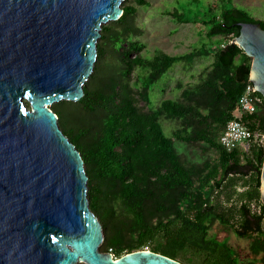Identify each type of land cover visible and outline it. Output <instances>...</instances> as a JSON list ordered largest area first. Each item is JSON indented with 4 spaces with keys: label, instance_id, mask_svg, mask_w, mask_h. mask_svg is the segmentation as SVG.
Listing matches in <instances>:
<instances>
[{
    "label": "trees",
    "instance_id": "obj_1",
    "mask_svg": "<svg viewBox=\"0 0 264 264\" xmlns=\"http://www.w3.org/2000/svg\"><path fill=\"white\" fill-rule=\"evenodd\" d=\"M133 1L123 0L119 18L102 24L84 95L51 105L84 159L90 208L104 232L100 249L119 257L149 246L184 264H250L225 238L210 232L217 221L249 238L250 252L264 264V145L251 139L247 148L228 150L219 142L245 86L252 83V57L232 40L240 22L264 28V18L233 0L217 6L181 1V7L166 12L178 22L200 24L208 42L184 53L149 56L133 38L143 33L137 5L148 2ZM209 55L211 64L196 81L179 84L178 97L164 98L149 110L140 105L141 100L152 103L153 85L176 62L189 64ZM256 93L257 110L241 118L252 131L264 133V96ZM162 119L176 122L171 134ZM176 141L197 145L201 158L180 151Z\"/></svg>",
    "mask_w": 264,
    "mask_h": 264
},
{
    "label": "water",
    "instance_id": "obj_2",
    "mask_svg": "<svg viewBox=\"0 0 264 264\" xmlns=\"http://www.w3.org/2000/svg\"><path fill=\"white\" fill-rule=\"evenodd\" d=\"M122 2L0 0V264H183L145 248L100 249L84 159L50 108L84 95L102 24ZM239 24L232 41L252 57L250 80L264 96V28ZM260 191L264 201V160Z\"/></svg>",
    "mask_w": 264,
    "mask_h": 264
},
{
    "label": "rangeland",
    "instance_id": "obj_3",
    "mask_svg": "<svg viewBox=\"0 0 264 264\" xmlns=\"http://www.w3.org/2000/svg\"><path fill=\"white\" fill-rule=\"evenodd\" d=\"M181 1L185 2V0H147V4L137 5L136 18L138 24L143 27V33L133 38L138 39L144 44L143 54L152 56L158 51L179 54L190 51L194 45L205 41L208 42L200 24L193 21L189 23L178 22L166 12L168 9L172 10L175 5L179 6ZM198 1L199 4L203 3L206 5L207 3H211L214 6L220 5L222 2V0ZM129 2L135 4L133 0H129ZM233 2L237 6L247 9L254 17L264 18V0H233ZM212 60L213 56L209 55L207 57L196 58L189 64L181 61L176 62L153 85V89L151 90L152 103H146L145 100H141L140 105L149 110L158 105L164 98L178 97L181 91L179 84H182V87H184L186 84L196 81L199 74L211 64ZM161 122L165 132L168 134H171L176 127V122L173 120L162 119ZM176 144L180 151L190 155L191 158H201L202 154L197 145H187L180 141H176ZM208 154L210 155L212 152ZM211 226L210 232L220 239L225 238L229 244L239 251L242 258L248 260L250 264H261L249 250V238L239 237L232 230L224 228L217 221ZM145 249H150V247L146 246Z\"/></svg>",
    "mask_w": 264,
    "mask_h": 264
},
{
    "label": "built area",
    "instance_id": "obj_4",
    "mask_svg": "<svg viewBox=\"0 0 264 264\" xmlns=\"http://www.w3.org/2000/svg\"><path fill=\"white\" fill-rule=\"evenodd\" d=\"M253 83H248L237 103L234 111L235 117L231 118L219 136L220 144L228 150L233 148H247L251 139L258 140L264 145V133L252 131L248 124L241 118L243 114L253 113L257 110L259 96ZM111 250V248H110Z\"/></svg>",
    "mask_w": 264,
    "mask_h": 264
}]
</instances>
